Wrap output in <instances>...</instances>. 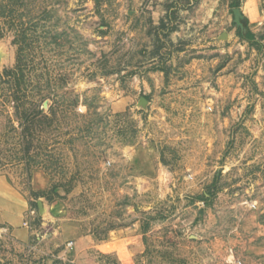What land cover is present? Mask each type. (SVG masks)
Wrapping results in <instances>:
<instances>
[{"label":"rangeland","instance_id":"374dc122","mask_svg":"<svg viewBox=\"0 0 264 264\" xmlns=\"http://www.w3.org/2000/svg\"><path fill=\"white\" fill-rule=\"evenodd\" d=\"M0 52V264H264V0H0Z\"/></svg>","mask_w":264,"mask_h":264},{"label":"crops","instance_id":"0c3cea01","mask_svg":"<svg viewBox=\"0 0 264 264\" xmlns=\"http://www.w3.org/2000/svg\"><path fill=\"white\" fill-rule=\"evenodd\" d=\"M258 10L253 9L251 15ZM30 185L34 191H44L48 180L44 171L36 168L32 171ZM29 207L26 191L21 190L6 173H0V226L18 239L24 240L30 236V230L25 225V214Z\"/></svg>","mask_w":264,"mask_h":264},{"label":"trees","instance_id":"16d2710c","mask_svg":"<svg viewBox=\"0 0 264 264\" xmlns=\"http://www.w3.org/2000/svg\"><path fill=\"white\" fill-rule=\"evenodd\" d=\"M236 6H239L237 3ZM29 92L21 83H16L14 86L9 89V97L16 98V100L21 101L24 97H28ZM6 95V94H5ZM19 103V102H18ZM17 111L22 113V121L20 125L23 129L20 132L16 133V145L18 147V152L15 159L19 162L25 163L28 168L33 166V163H36L37 160L33 156L32 151L35 149V134L34 130L37 126V119L40 116L47 117V114L43 110H39L36 104H31V106H25L23 102H20L17 106ZM40 138V137H39ZM35 166V164H34ZM23 259H25L23 257ZM25 264H29V258L25 259Z\"/></svg>","mask_w":264,"mask_h":264},{"label":"water","instance_id":"95a60500","mask_svg":"<svg viewBox=\"0 0 264 264\" xmlns=\"http://www.w3.org/2000/svg\"><path fill=\"white\" fill-rule=\"evenodd\" d=\"M234 12H235V16H236V21L237 22H240V19L242 17V12H241V9L240 8H235L234 9ZM222 38L224 37V34L221 36ZM1 57H2V54L0 52V60H1ZM39 209H40V212L43 213L44 212V204L42 203V201H39Z\"/></svg>","mask_w":264,"mask_h":264},{"label":"built area","instance_id":"2783aa9c","mask_svg":"<svg viewBox=\"0 0 264 264\" xmlns=\"http://www.w3.org/2000/svg\"><path fill=\"white\" fill-rule=\"evenodd\" d=\"M34 213V210H30V214ZM27 225H29L27 222H26ZM74 242H70L69 243V246H73Z\"/></svg>","mask_w":264,"mask_h":264}]
</instances>
